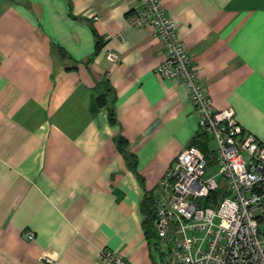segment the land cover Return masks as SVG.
<instances>
[{
  "label": "crops",
  "instance_id": "0c3cea01",
  "mask_svg": "<svg viewBox=\"0 0 264 264\" xmlns=\"http://www.w3.org/2000/svg\"><path fill=\"white\" fill-rule=\"evenodd\" d=\"M162 2L213 106L264 143V0ZM137 4L0 0V264H101L103 247L155 264L144 198L210 138L182 81L156 74L152 26L128 25Z\"/></svg>",
  "mask_w": 264,
  "mask_h": 264
},
{
  "label": "built area",
  "instance_id": "2783aa9c",
  "mask_svg": "<svg viewBox=\"0 0 264 264\" xmlns=\"http://www.w3.org/2000/svg\"><path fill=\"white\" fill-rule=\"evenodd\" d=\"M126 17L133 27L152 26L165 56L155 66L161 78H179L197 114L198 131L212 138L218 169L206 174V155L195 142L180 150L153 190L155 264H264V143L243 129L232 106L216 108L193 67L178 22L162 0H137ZM110 59L116 54L107 52ZM34 237V231H25ZM101 264H130L111 248ZM43 258L52 262L46 253Z\"/></svg>",
  "mask_w": 264,
  "mask_h": 264
},
{
  "label": "trees",
  "instance_id": "16d2710c",
  "mask_svg": "<svg viewBox=\"0 0 264 264\" xmlns=\"http://www.w3.org/2000/svg\"><path fill=\"white\" fill-rule=\"evenodd\" d=\"M98 44L102 45V41L100 40L98 42ZM106 100H107L106 93L105 92H101L100 94L96 95L95 98L93 99L92 108L93 109H97L99 106L106 104L107 103ZM110 119L112 121H115L112 109H111V112H110ZM117 142L120 145V148H123V146L125 145V139L122 138V136L118 137ZM153 200H154L153 192H152V194L147 195L144 198V204L146 206L144 208L145 220H147L149 222H152L151 220L154 218V214H153V212H154ZM146 235L148 237L149 245L151 247V255L153 256L152 244L155 243V241H156V232L153 229H151L150 231L146 230Z\"/></svg>",
  "mask_w": 264,
  "mask_h": 264
},
{
  "label": "rangeland",
  "instance_id": "374dc122",
  "mask_svg": "<svg viewBox=\"0 0 264 264\" xmlns=\"http://www.w3.org/2000/svg\"><path fill=\"white\" fill-rule=\"evenodd\" d=\"M216 143L215 141L210 138L207 142L206 145H204V149L206 151V174H210L215 172L218 169V165L216 164L215 157H214V152L213 148L215 147ZM260 229L262 232H264V219L260 222Z\"/></svg>",
  "mask_w": 264,
  "mask_h": 264
}]
</instances>
